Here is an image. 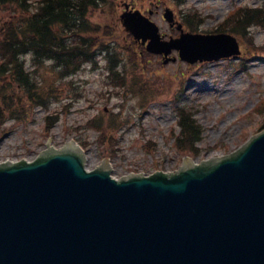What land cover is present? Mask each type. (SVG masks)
Returning <instances> with one entry per match:
<instances>
[{"label": "rangeland", "instance_id": "rangeland-1", "mask_svg": "<svg viewBox=\"0 0 264 264\" xmlns=\"http://www.w3.org/2000/svg\"><path fill=\"white\" fill-rule=\"evenodd\" d=\"M37 1H27L28 13L15 4H0V34L2 25L33 13ZM257 5L254 0L100 1L87 11L91 32L83 38L105 41L113 52L97 54L73 74L22 56L24 71L33 72L44 93L42 104L29 102L8 73L0 78V100L6 95V105L0 106V163L32 161L50 139L55 149L75 141L84 150L88 171L108 160L111 176L120 180L173 173L183 157L199 164L236 152L264 130V27L249 24L242 33H231L241 51L235 60L187 64L172 51L168 59L176 60L164 64L166 58L146 52L124 32L119 16L125 6L150 16L162 41L178 37L177 23L183 33L192 32L186 31V17L202 19L194 29L198 34H217L230 27L228 14ZM166 8L174 13L173 28L163 18ZM181 116H190L203 131L191 152L176 144Z\"/></svg>", "mask_w": 264, "mask_h": 264}, {"label": "water", "instance_id": "water-1", "mask_svg": "<svg viewBox=\"0 0 264 264\" xmlns=\"http://www.w3.org/2000/svg\"><path fill=\"white\" fill-rule=\"evenodd\" d=\"M125 8V32L152 54L176 50L189 64L239 54L228 34L161 42ZM84 159L70 142L0 164V264H264V131L227 156L183 157L170 174L115 180L108 160L87 171Z\"/></svg>", "mask_w": 264, "mask_h": 264}, {"label": "trees", "instance_id": "trees-1", "mask_svg": "<svg viewBox=\"0 0 264 264\" xmlns=\"http://www.w3.org/2000/svg\"><path fill=\"white\" fill-rule=\"evenodd\" d=\"M27 1L0 0V4H15L28 13ZM100 1L102 0H38L34 12L24 16V20L2 25L0 57L3 64L0 66V78L4 79L8 73L11 80L16 81L25 91L29 102L42 104L44 93L36 81H33V72L24 71L22 56L30 55L31 64L49 61L59 70H69L67 74H73L79 66L91 63L97 54L105 51L109 55V52H113L107 46L104 47L105 41L83 38L91 32L90 24L86 22L87 11ZM192 18L194 19L186 17L185 23L194 31L200 26V21ZM229 22L230 27L225 31L230 33H242V29L249 24L264 27V12L262 15V9H244L231 17ZM234 24L238 25L233 30L231 27ZM109 70L112 72L110 66ZM1 97L0 106L6 105V95ZM178 124L181 131L180 137L176 138L177 147L191 152L194 144L201 141L202 131L190 116H181ZM182 141L186 142L184 147L181 146Z\"/></svg>", "mask_w": 264, "mask_h": 264}]
</instances>
